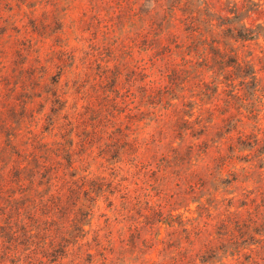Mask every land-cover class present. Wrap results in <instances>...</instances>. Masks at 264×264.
Instances as JSON below:
<instances>
[{
    "label": "rangeland",
    "instance_id": "obj_1",
    "mask_svg": "<svg viewBox=\"0 0 264 264\" xmlns=\"http://www.w3.org/2000/svg\"><path fill=\"white\" fill-rule=\"evenodd\" d=\"M254 89L264 0H0V166L35 173L0 193V264H264V159L227 132L252 106L264 145ZM45 160L63 179L41 211Z\"/></svg>",
    "mask_w": 264,
    "mask_h": 264
},
{
    "label": "trees",
    "instance_id": "obj_2",
    "mask_svg": "<svg viewBox=\"0 0 264 264\" xmlns=\"http://www.w3.org/2000/svg\"><path fill=\"white\" fill-rule=\"evenodd\" d=\"M168 9L170 11H172L173 15H175L174 8L170 7ZM234 17H236V16H234ZM241 27L243 29L242 30L238 29L236 35L233 37L235 40H237V39L251 40V39L255 38V34H254L252 28L246 27L245 24L241 25ZM195 29L196 28H191L192 31H196ZM167 49H169V48H167ZM210 49L214 54H218L217 49L213 48V46H210ZM167 51H169V50H167ZM230 52L233 53V49H230ZM234 54L235 55H234V57H232V59H234V62L236 65H240V61H238V58L236 57L235 52H234ZM229 56L230 55H228V57ZM203 60H206V58H204ZM247 73H248L247 71H244V76H246ZM250 77L255 82L258 79L257 74L254 70H252L250 72ZM254 90L260 91V93L255 96V101L260 102L262 94L264 91L262 89H254ZM254 94H255V92L253 93V95ZM234 96L237 99H239V98L241 99L239 94H235ZM190 110L191 111L188 114H186L188 116V118H191L194 115L193 107H191ZM245 111L247 112V114L242 115V112H240L238 114L239 116L235 119V123L233 124V126L230 129H227V132H230L233 130V131H236L237 134H239L238 143L240 144L241 148L237 147V146H229V147L233 150V152L238 153L240 150H245V149L251 150L252 148L257 146L254 150L258 153L257 155L261 157L260 159L263 160L264 159V145H261V143H260L263 139L261 138V136H259L260 135V127H259L260 124L258 123L260 120V118L258 117L259 113L256 112L252 106H246ZM116 116H118V114H116ZM244 118L251 119V120L255 121L254 126H258L257 132L250 134L249 136L247 135V139L241 138L243 135V132L241 130H238V128H237L238 124H241V125L244 124V121H243ZM119 119H120V116L116 117V120H119ZM196 119H197V117H196ZM111 133H114V132L111 131ZM263 135H264V133H263ZM193 146H194V144H193ZM32 154L37 159L40 158L36 153L34 154V152H32ZM260 167H262V166H260ZM27 168H28V165L25 164L24 162H18L15 165H12L11 167H8V168L6 165L0 166V193L3 194V192H5L8 189L7 186L9 183H16L18 185V188L20 189L19 193H23V195H24V192H26L28 189L29 190L32 189V187H34L35 173L32 175V177L22 176V173H24V171ZM36 173H37L38 178H40V181L44 180V183L49 185L48 192L50 191V188H51V190L53 189L56 192V195L53 193H49V194L47 193L48 196L46 195L47 197L45 199L40 198L38 204L35 205V206H37L36 209L43 211L42 208L44 206H46L48 208L53 207L54 209H57L59 206V203H60V192H59L60 187L58 186V183H59V180H62L63 178L60 179V177H58L59 176L58 170H54V168L52 166L48 165V162H46V160L42 164L41 163L39 164ZM25 180L27 181V184L29 187L25 186V183H26ZM40 184L41 183L38 182V185H40ZM73 190L74 189L68 188V191H70V192H72ZM83 191L85 193L86 189H84ZM19 209H20V207H18L16 209L17 215L20 214ZM29 217L31 220H36L35 214H31ZM158 222L167 223L166 220H164V218L159 219ZM52 225H53V220H51L49 223V226H51V227L45 228V229H47L48 231H51ZM78 230H80V232H82V234H80V235L75 234V233H77ZM85 233L86 232L84 230V224L82 226H78L77 223H73V228H72V231L70 232V234L72 237L75 238L76 241L82 240L85 237V235H84ZM11 234L14 236L16 234V230H12ZM56 237H58V236L55 235V236L51 237L52 238L51 241L55 242L56 240H54V239H56ZM61 239H63V241H65V242H67L66 238H61ZM61 243L62 242L58 241V243L56 245L52 246L51 256L56 257L57 255H60L59 252H62L63 250H67V248L70 244L74 245V243H71V242H67V244H65V245H63ZM96 245H98V243H96ZM64 248H66V249H64ZM88 255L91 256L92 254L90 252H88ZM39 263L42 264V261L40 260ZM90 263H91V261H90Z\"/></svg>",
    "mask_w": 264,
    "mask_h": 264
}]
</instances>
